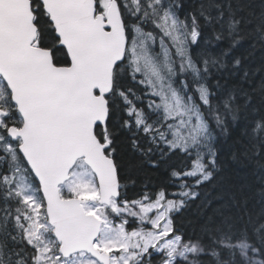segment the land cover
I'll use <instances>...</instances> for the list:
<instances>
[{"label":"snow or ice","instance_id":"6c2138e0","mask_svg":"<svg viewBox=\"0 0 264 264\" xmlns=\"http://www.w3.org/2000/svg\"><path fill=\"white\" fill-rule=\"evenodd\" d=\"M0 264H264V0H0Z\"/></svg>","mask_w":264,"mask_h":264},{"label":"trees","instance_id":"16d2710c","mask_svg":"<svg viewBox=\"0 0 264 264\" xmlns=\"http://www.w3.org/2000/svg\"><path fill=\"white\" fill-rule=\"evenodd\" d=\"M158 183H159V181H158ZM197 211L198 210L195 208V206L192 209L188 210L185 217H184L185 223L188 220L196 221L198 219V216L196 215Z\"/></svg>","mask_w":264,"mask_h":264}]
</instances>
